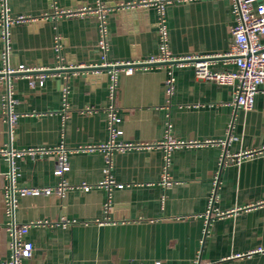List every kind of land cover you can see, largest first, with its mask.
Listing matches in <instances>:
<instances>
[{
    "label": "crops",
    "instance_id": "1",
    "mask_svg": "<svg viewBox=\"0 0 264 264\" xmlns=\"http://www.w3.org/2000/svg\"><path fill=\"white\" fill-rule=\"evenodd\" d=\"M103 1L111 6L130 0ZM82 5L94 6L95 0H5L10 17ZM2 10L0 0V20ZM135 11V18L126 19L116 10L107 13L108 62L159 55L155 8ZM234 24L230 0L169 4V53L175 58L219 56L211 60V70L235 71L232 61L223 57ZM56 33L62 38L60 52L55 50ZM100 37L94 16L8 26L6 41L0 23V71L6 65L37 70L8 76L17 114L11 131L3 116L7 76L0 75V261L11 258L12 223L42 221L47 224L33 226L23 236L33 252L21 264H264V154L220 165L224 154L264 147V84L246 111L232 104L231 87L196 79L191 64L159 63L136 66L131 74L118 68L111 99L110 69H98L103 62L97 47ZM79 66L87 69L73 70ZM39 69L45 70L42 85ZM170 71L174 84L168 99L164 82ZM111 105L119 120L115 144H152L162 142L166 134L209 143L174 150L168 161L162 147L114 149L109 176L122 188L100 185L106 179L105 152L83 148L110 141ZM86 107L92 112L84 113ZM59 146L69 150L63 179L70 188L61 199L14 192L9 213L5 189L11 185L10 170L14 188L54 186L59 181L53 174L55 153L25 151ZM10 151L24 153L10 160ZM164 171L173 181L170 188L160 183ZM238 254L250 255L231 259Z\"/></svg>",
    "mask_w": 264,
    "mask_h": 264
},
{
    "label": "built area",
    "instance_id": "2",
    "mask_svg": "<svg viewBox=\"0 0 264 264\" xmlns=\"http://www.w3.org/2000/svg\"><path fill=\"white\" fill-rule=\"evenodd\" d=\"M197 0H130L127 2L113 3L111 6L103 0H95L94 6H75L66 8H57L53 6L50 13H45L39 16H26L18 15L15 17H10L7 13L5 6V0H2L3 10L1 14L0 23L3 24L5 28V41H6V29L8 26L18 25V24H34L51 18L57 21L59 18H82L85 16H94L100 27L101 37L98 40L97 47L102 57V64L98 69L107 68L110 69V84L108 85L110 91V97L113 99L116 84V71L121 68L125 74H131L136 66L139 65H154L159 63H173L178 66H185L191 64L194 68L195 78L201 81L214 82L220 86H228L232 88V104L235 107H239L243 110H251L254 104L255 95L259 92V88L264 84V0H230L233 12L235 15V24L230 28V33L232 36V41L228 52L223 56L232 61L236 66L235 71H213L210 69L211 60L219 56H186L175 58L169 53L167 46V30L165 26V7L173 3H190ZM154 7L157 12V36L159 40V55L157 57H151L145 61H131V62H116L110 63L106 59L107 42H106V30H105V17L109 11H119V10H135V9H145ZM55 50L60 52L62 46V38L56 33L54 37ZM8 56V48L5 46L4 52L2 53V58L6 62ZM86 66H79L78 69H84ZM64 69V67L60 66ZM37 71L34 68L18 65L16 68H10L6 65L0 75L7 76V86L5 89V94L2 97L3 101V116L8 125L9 131L16 123L17 114L13 111L14 100L11 97L10 84L8 83V76L18 75V74H31ZM39 74L37 76L39 85H42L45 75L44 69H39ZM165 93L169 99L173 93L174 78L171 71L168 73V77L165 82ZM63 102H64V115L68 114V104L67 99V88H62ZM84 113H91V108L86 107L83 110ZM108 123L111 134V139L108 144L100 145L97 147L87 146L83 148L85 150L92 151L94 149H101L105 152V163L106 167L104 173L106 174V179L101 182L100 185H106L107 187L115 186L117 188H122V184H116L111 180L109 176V170L111 166V152L112 150H131L139 148H154L162 147L165 152L166 161L169 160L171 152L174 150L191 147L200 146L208 144L209 142H197L194 140H178L169 134H166L165 139L162 142H156L152 144L147 143H136V144H115L114 138L118 134L115 130L114 125L119 121L116 117L115 108L113 105L108 108ZM224 144V143H223ZM26 153L31 155L48 154L55 153L56 163L53 170L54 176L59 178V181L54 186L50 187H25V188H14L13 186V169L9 172V179L11 182L10 187L5 189V197L7 199L8 212L12 213L14 205V192L20 196H39V195H50L57 199H61L66 190L70 188L68 183L63 179L64 174L69 170V163L67 160V155L69 150L64 146H59L54 150L49 149H36L27 150ZM24 153L19 152H8V156L11 160L13 156H18ZM264 154V147L258 150L246 151L233 156L222 155L220 158V165L230 161L231 163H239L243 159H249L256 155ZM217 178H214L216 184ZM160 183L165 188H170L173 184L170 176L167 172H163L161 176ZM84 190H88L89 186L82 185ZM213 198L211 199V203ZM109 204L105 205L107 209ZM63 222V220H61ZM66 223V222H65ZM47 224V222L33 221L28 224H23L21 226H16L12 223L9 227L11 235V258L9 261H0V264H21V260L24 258H30L33 252V246L23 240V236L27 234L28 230L33 226H40ZM262 251V250H257ZM256 252V251H255ZM253 253V252H250ZM246 255H235L231 259H241ZM153 264H165L162 262H154Z\"/></svg>",
    "mask_w": 264,
    "mask_h": 264
},
{
    "label": "water",
    "instance_id": "3",
    "mask_svg": "<svg viewBox=\"0 0 264 264\" xmlns=\"http://www.w3.org/2000/svg\"><path fill=\"white\" fill-rule=\"evenodd\" d=\"M118 14H119V16L121 17V18H124V19H126V18H128L129 16H132V18H135V16H136V14H137V11H135V10H119L118 11ZM87 69V68H86ZM86 69H83L84 71L86 70ZM73 70H78V71H82V70H79V69H73ZM92 70V69H91ZM94 70H98V69H94ZM100 70V69H99Z\"/></svg>",
    "mask_w": 264,
    "mask_h": 264
}]
</instances>
